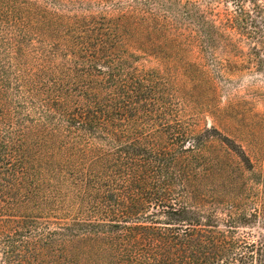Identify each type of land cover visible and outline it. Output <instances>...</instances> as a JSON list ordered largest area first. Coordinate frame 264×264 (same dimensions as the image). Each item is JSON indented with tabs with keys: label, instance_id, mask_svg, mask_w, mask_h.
Returning <instances> with one entry per match:
<instances>
[{
	"label": "rangeland",
	"instance_id": "374dc122",
	"mask_svg": "<svg viewBox=\"0 0 264 264\" xmlns=\"http://www.w3.org/2000/svg\"><path fill=\"white\" fill-rule=\"evenodd\" d=\"M230 2L222 7L231 10ZM127 3L0 0V121L13 127L23 158L6 214L54 228L86 207L90 197L81 190L100 141L38 116L47 99L77 98L86 88L109 106L112 153L122 148L128 156L137 138L149 155L144 148L167 146L170 134L185 132L190 143L200 136V149L181 165L197 174L203 192L231 196L247 211L264 202V68L245 43L240 55L218 47L204 53L196 41L158 33L139 16L124 22ZM94 49L99 69L90 67ZM133 82L142 86L139 95Z\"/></svg>",
	"mask_w": 264,
	"mask_h": 264
},
{
	"label": "trees",
	"instance_id": "16d2710c",
	"mask_svg": "<svg viewBox=\"0 0 264 264\" xmlns=\"http://www.w3.org/2000/svg\"><path fill=\"white\" fill-rule=\"evenodd\" d=\"M126 1L124 22L139 16L158 33L169 29L172 39L196 41L204 53L218 47L240 55L245 43L255 66L264 68V0H231V10L222 7L226 0ZM96 53L90 67L99 69ZM130 89L139 95L142 86L133 82ZM43 103L41 120L100 141L81 190L90 200L54 228H41L37 217L6 214L23 158L13 127L0 121V264H53L49 259L57 257L61 264H264V202L247 211L231 196L207 195L197 174L181 165L200 149V136L190 143L185 132L170 134L167 146L144 148L149 155L141 154L137 147L148 146L137 138L125 156L122 148L111 151L109 106L95 91Z\"/></svg>",
	"mask_w": 264,
	"mask_h": 264
}]
</instances>
